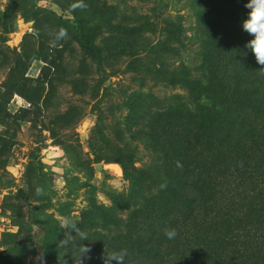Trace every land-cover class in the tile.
<instances>
[{
	"label": "rangeland",
	"instance_id": "1",
	"mask_svg": "<svg viewBox=\"0 0 264 264\" xmlns=\"http://www.w3.org/2000/svg\"><path fill=\"white\" fill-rule=\"evenodd\" d=\"M78 2L0 0V264H40L41 255L44 264H71L83 246L107 249L106 241L137 253L130 235L150 232L128 226L129 215L142 190L160 183L135 173L158 156L145 135L148 114L159 99L186 94L171 76L141 72V60L164 45L170 68L183 64L200 78L197 12L207 1ZM61 28L67 35L56 40ZM221 113L214 122L224 131L227 108ZM104 234L117 242L98 240Z\"/></svg>",
	"mask_w": 264,
	"mask_h": 264
},
{
	"label": "trees",
	"instance_id": "2",
	"mask_svg": "<svg viewBox=\"0 0 264 264\" xmlns=\"http://www.w3.org/2000/svg\"><path fill=\"white\" fill-rule=\"evenodd\" d=\"M200 1L208 2L197 12L200 78L183 64L170 68L164 45L141 60V72L171 76L186 94L159 99L148 114L145 135L158 156L154 168L135 173L141 181L146 175L160 183L142 190L140 203H134L128 226L137 224L150 236L130 235L138 251L126 255L124 264L140 258L141 264H264V69L245 47L252 37L242 30V0ZM78 29L95 51L85 28L78 24ZM200 86L207 91L198 97ZM224 107L223 131L214 119ZM165 228L176 229V237L168 239ZM99 238L110 240L106 234ZM107 242V249L70 255V263L120 264L110 260L119 252Z\"/></svg>",
	"mask_w": 264,
	"mask_h": 264
},
{
	"label": "clouds",
	"instance_id": "3",
	"mask_svg": "<svg viewBox=\"0 0 264 264\" xmlns=\"http://www.w3.org/2000/svg\"><path fill=\"white\" fill-rule=\"evenodd\" d=\"M78 7L81 9L86 8L87 5L84 4L83 0H79ZM248 9L247 18L242 21V30L252 37L246 44L245 47L248 48L254 55L256 62L262 66L264 69V0H248L244 5ZM67 35V31L64 28L59 29L58 33L55 35L56 40H60ZM37 195L43 194V189L38 187L36 189ZM164 234L168 239H174L177 235L176 229L165 228ZM82 235V234H81ZM86 239V237H83ZM66 242V241H65ZM88 249L84 246L82 248L83 256ZM80 256V258H81ZM126 256V251H121L119 253L113 254L110 260L119 261L120 264H124V257ZM40 264H44L43 255L40 256ZM80 264V259L77 262Z\"/></svg>",
	"mask_w": 264,
	"mask_h": 264
},
{
	"label": "water",
	"instance_id": "4",
	"mask_svg": "<svg viewBox=\"0 0 264 264\" xmlns=\"http://www.w3.org/2000/svg\"><path fill=\"white\" fill-rule=\"evenodd\" d=\"M96 167H97L98 169H101L102 165L99 163V164H96Z\"/></svg>",
	"mask_w": 264,
	"mask_h": 264
}]
</instances>
